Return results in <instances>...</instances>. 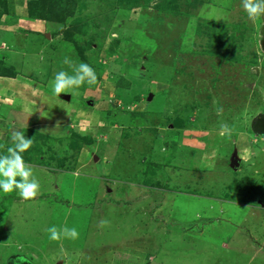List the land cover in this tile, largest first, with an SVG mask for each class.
<instances>
[{"label": "rangeland", "instance_id": "1", "mask_svg": "<svg viewBox=\"0 0 264 264\" xmlns=\"http://www.w3.org/2000/svg\"><path fill=\"white\" fill-rule=\"evenodd\" d=\"M80 62L97 82L55 95ZM17 131L40 190L0 194V264H264V17L241 0H0V153Z\"/></svg>", "mask_w": 264, "mask_h": 264}, {"label": "clouds", "instance_id": "2", "mask_svg": "<svg viewBox=\"0 0 264 264\" xmlns=\"http://www.w3.org/2000/svg\"><path fill=\"white\" fill-rule=\"evenodd\" d=\"M241 3L249 19L264 17V0H241ZM64 62L72 66L70 59H65ZM96 82L95 70L87 63L80 62L73 67V74L57 72L51 86L52 92L59 96L61 93L71 94V91L85 83L91 85ZM229 131L226 125L221 126V134ZM11 140L12 144L7 148L6 154L0 153V194L15 191L20 198L31 200L40 190V181L33 168L25 163L22 154L32 147L33 141L26 138L25 133L21 131L13 133ZM47 231L52 241L76 240L79 237L75 227L53 225Z\"/></svg>", "mask_w": 264, "mask_h": 264}, {"label": "water", "instance_id": "3", "mask_svg": "<svg viewBox=\"0 0 264 264\" xmlns=\"http://www.w3.org/2000/svg\"><path fill=\"white\" fill-rule=\"evenodd\" d=\"M68 98V97H67ZM235 152L233 153V155L231 156V164H232V166L233 167H236L237 166V164H238V158L237 157H235Z\"/></svg>", "mask_w": 264, "mask_h": 264}, {"label": "crops", "instance_id": "4", "mask_svg": "<svg viewBox=\"0 0 264 264\" xmlns=\"http://www.w3.org/2000/svg\"><path fill=\"white\" fill-rule=\"evenodd\" d=\"M56 186H57V185H56ZM56 186H55V188H57ZM43 195H44V194H40V195H38V197H39V198H40V197H43Z\"/></svg>", "mask_w": 264, "mask_h": 264}]
</instances>
